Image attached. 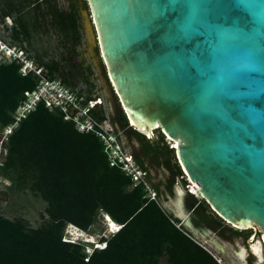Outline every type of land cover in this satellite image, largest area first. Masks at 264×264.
Returning <instances> with one entry per match:
<instances>
[{
  "label": "water",
  "instance_id": "obj_1",
  "mask_svg": "<svg viewBox=\"0 0 264 264\" xmlns=\"http://www.w3.org/2000/svg\"><path fill=\"white\" fill-rule=\"evenodd\" d=\"M85 1L86 50L103 98L123 111L127 130L155 140L159 129L175 144L172 162L200 199L228 225L252 230L234 255L262 264L264 0ZM160 189L192 236L226 252L213 229L196 224L184 181Z\"/></svg>",
  "mask_w": 264,
  "mask_h": 264
},
{
  "label": "trees",
  "instance_id": "obj_2",
  "mask_svg": "<svg viewBox=\"0 0 264 264\" xmlns=\"http://www.w3.org/2000/svg\"><path fill=\"white\" fill-rule=\"evenodd\" d=\"M54 1L33 0L30 7L28 0H2L0 17L16 12L12 36L18 40L40 31L38 18L45 20L50 16V24L59 33V45L65 51L61 53L60 64L54 58L45 61L43 55L36 56L49 77H60L70 88L75 87L79 77L91 91L94 88L89 81L91 68L84 69L75 61L83 39L79 0H67L66 7ZM81 4L87 8L85 0ZM42 5H46L47 14ZM19 67L15 61L0 63V128L11 121L24 92L33 89L38 81L31 74L22 76ZM77 92L81 94V90ZM120 118L125 128L127 119L123 111ZM134 134L141 149L132 155L144 169L156 192V201L145 197L142 185L133 186L127 175L109 166L102 145L92 132L77 131L73 122L64 120L60 112H51L39 104L21 120L9 135L0 175L10 181L6 194L29 190L45 202L41 214L44 222L30 227L23 219H10L0 213V264H159L161 257L168 264H222L211 250L184 233L192 235L188 230L176 227L180 221L162 206L161 185L154 182L148 158L156 159L158 167L170 170L168 191L184 175L177 161L172 162L173 149L166 143L165 135L159 129L155 131V140L137 131ZM187 199L197 210H210L203 200L190 193ZM100 211L122 227L107 239L105 248L94 250L85 260L83 245L63 241V230L67 223L91 228ZM214 218L221 220L216 214ZM228 229L229 234L224 228L217 231L218 237L228 242L232 236L240 235L245 242L252 232Z\"/></svg>",
  "mask_w": 264,
  "mask_h": 264
},
{
  "label": "built area",
  "instance_id": "obj_3",
  "mask_svg": "<svg viewBox=\"0 0 264 264\" xmlns=\"http://www.w3.org/2000/svg\"><path fill=\"white\" fill-rule=\"evenodd\" d=\"M12 61L20 64L19 73L22 76L31 74L37 77L38 81L33 89L24 92L23 99L11 114V121L5 127L0 128V166L7 154L6 143L9 135L18 127L21 120L26 118L39 104H43L49 111L60 112L64 120L73 122L77 131L81 133L92 132L100 141L109 166L118 168L127 175L133 186L142 185L145 197L148 200L156 201V192L148 183L144 169L125 147L119 130L111 122L110 113L105 108L107 103L103 96L87 97L85 94H79L65 84L60 77H49L47 70L43 66L35 65L21 47L17 48L0 38V63ZM165 140L170 148L174 147L173 142L168 137L165 136ZM178 178L184 181L188 193L200 199L197 186L186 175ZM121 226V223H117L113 228L110 227V231L114 233ZM181 226V222L176 223V227L181 228ZM184 233L196 243L201 244L187 231ZM88 257L87 254L85 260ZM217 260L220 262L219 258Z\"/></svg>",
  "mask_w": 264,
  "mask_h": 264
},
{
  "label": "rangeland",
  "instance_id": "obj_4",
  "mask_svg": "<svg viewBox=\"0 0 264 264\" xmlns=\"http://www.w3.org/2000/svg\"><path fill=\"white\" fill-rule=\"evenodd\" d=\"M29 2L27 4L32 7V1L28 0ZM82 0H79V5L81 4ZM1 2L0 0V10H1ZM25 2V1H24ZM54 2H57L61 7H66L68 2L67 0H55ZM29 7V8H30ZM41 9L42 11L47 14L46 5H42ZM16 12H13L11 16L9 17H0V38L2 41L15 45L17 48L22 49L24 53L27 54V56L33 60V63L35 65L43 66L38 59L36 55H43L44 60H50L52 58L56 59L58 62L60 60L61 53L65 51L60 45H59V33L53 25L50 24L51 17L47 16L44 20L43 17L38 18V24L40 25V31L37 33L31 34L30 38L20 37L21 39H14L12 36V25L14 18H16ZM47 26V27H46ZM46 28V30H44ZM83 30V29H82ZM86 48H87V40L84 34L83 30V39L81 46L78 47V57H75V60H78V62H82L83 68H87L88 60H87V54H86ZM60 64V62H59ZM89 67V66H88ZM92 74L89 76V81H91L94 84V88L91 89V91H88V84L81 81L78 77V81L76 80V85L74 88H72L74 91L81 90L80 93L88 95V96H94V95H101L100 90V81L97 78L96 70L91 67ZM83 69V70H84ZM110 104H106L105 108L107 112L110 113ZM149 138V136H146ZM122 138V136H121ZM124 143V139H121ZM134 143L136 142L135 138H132ZM127 144V142H126ZM128 146V144H127ZM126 147V146H125ZM129 147V146H128ZM127 148V147H126ZM158 169V168H157ZM157 169H152L150 167V173L152 177L154 178L157 172ZM10 184V181L8 179H4L0 175V213L7 216L10 219H23L27 222L28 226L30 227H37L41 225L44 222V219L41 217V214L45 207V202L41 200L39 197H36L33 195L29 190L22 191L21 193L11 195L10 193L6 194L4 191L6 189V186ZM98 217L103 218L102 215H98ZM97 217L95 224L91 227L90 232L94 233V236L96 239L99 238L98 235H95V233H99L104 229V225L102 226V221ZM100 220V221H99ZM245 233L248 232V230L244 231ZM260 234V233H259ZM196 240H198L200 243H202L204 246H206L209 250L212 251V253L215 254L217 258L220 259V263L222 264H243L241 260H239L235 255L232 249L236 248V244L239 243L240 245H245L243 239H234L236 241L235 243L230 242L231 244L225 245V253L220 254L213 246H211L208 242L203 240L200 237H194ZM229 243V242H228ZM247 262L248 264H254L255 263V257L248 255L247 256ZM159 264H168L164 257H161L159 260ZM264 264V262L262 263Z\"/></svg>",
  "mask_w": 264,
  "mask_h": 264
},
{
  "label": "flooded vegetation",
  "instance_id": "obj_5",
  "mask_svg": "<svg viewBox=\"0 0 264 264\" xmlns=\"http://www.w3.org/2000/svg\"><path fill=\"white\" fill-rule=\"evenodd\" d=\"M86 54H87V60H88V64H87V67L91 66L93 67L95 70H96V73H97V68H96V65L94 63V61L92 60V56H90V54H88L87 50H86ZM78 57V55L76 56V58ZM76 63H78V60H75ZM81 63V65L83 66L82 62H79ZM105 100V99H104ZM106 103L110 104L109 102H107L105 100ZM110 108V119H111V122L115 125V127L118 129V124L121 126L120 122H121V118H120V113H121V109L119 107L116 106V109L114 110L111 105L109 106ZM129 126V125H127ZM127 126L125 128H122L121 126V129H118L119 132H120V135L122 136L121 139H124V145L127 147V149L132 153V152H140V149H141V143L139 141V138L135 133V131L137 130H127ZM138 132V131H137ZM132 138H137L138 139V143H134L132 140ZM128 146H127V144ZM148 162L150 163V167L154 170V169H157V172H156V175L154 177V182L157 183L158 185H165L168 186L170 185L169 183L171 182L172 180V176H171V173H170V170L167 168V167H158L157 166V162H156V159H149L148 158ZM174 188V185L173 187L171 186V191L172 189ZM186 206L190 209H192V212L195 213L196 217H197V221H196V224H201V223H204L206 224L209 228L213 229L215 231V234L218 236V229H221V228H224L225 232L226 233H230V230L228 228H233V229H236L234 227H232L231 225H228L227 223H225L224 221L222 220H219L217 221L215 218H214V213L210 210H203V209H195V207L191 206L189 204V201L186 197ZM239 230V229H238ZM234 239H243V237L240 235L239 237H234L232 236V240L229 241H224L226 242L227 244H231L230 242H236L234 241ZM244 240V239H243ZM247 240V239H246ZM246 244V241L244 242ZM252 256V255H251ZM251 264V263H250Z\"/></svg>",
  "mask_w": 264,
  "mask_h": 264
},
{
  "label": "clouds",
  "instance_id": "obj_6",
  "mask_svg": "<svg viewBox=\"0 0 264 264\" xmlns=\"http://www.w3.org/2000/svg\"><path fill=\"white\" fill-rule=\"evenodd\" d=\"M98 215L103 216L102 219L101 217L98 218L101 219L102 226L104 225V229H102L101 232L95 233V235L99 236L98 239L95 238L93 232H90L91 228L83 229L73 223H67L63 230L62 240L83 245V249L88 255H90L96 249L105 248L107 246V239L117 233L122 226L112 233V231H110V227L113 228L118 222L113 220L107 213L103 211H100ZM98 242H100L99 245H97Z\"/></svg>",
  "mask_w": 264,
  "mask_h": 264
},
{
  "label": "crops",
  "instance_id": "obj_7",
  "mask_svg": "<svg viewBox=\"0 0 264 264\" xmlns=\"http://www.w3.org/2000/svg\"><path fill=\"white\" fill-rule=\"evenodd\" d=\"M162 206L169 212V213H171L172 214V216L174 217V218H176L177 219V217H176V213H175V207L173 206V204L171 203V202H167L166 204L164 203L163 204V199H162ZM199 245H201L202 247H204V248H206L207 250H209L206 246H204L202 243L201 244H199ZM210 251V250H209Z\"/></svg>",
  "mask_w": 264,
  "mask_h": 264
},
{
  "label": "bare ground",
  "instance_id": "obj_8",
  "mask_svg": "<svg viewBox=\"0 0 264 264\" xmlns=\"http://www.w3.org/2000/svg\"><path fill=\"white\" fill-rule=\"evenodd\" d=\"M140 130L143 131L142 129H140ZM174 146H175V144H174ZM74 234H76V233H74ZM253 250L257 253L259 251V248L257 246H253Z\"/></svg>",
  "mask_w": 264,
  "mask_h": 264
}]
</instances>
